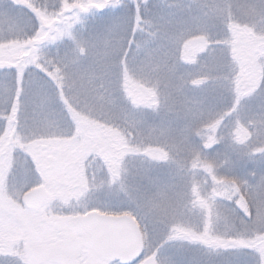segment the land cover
Instances as JSON below:
<instances>
[{
    "label": "snow or ice",
    "instance_id": "obj_1",
    "mask_svg": "<svg viewBox=\"0 0 264 264\" xmlns=\"http://www.w3.org/2000/svg\"><path fill=\"white\" fill-rule=\"evenodd\" d=\"M237 17L250 21L256 51L264 55V0H0V219L14 216L19 234L26 235L36 223L60 226L61 217L80 211L70 202L33 207L25 194L49 180L61 140L68 150L82 140L85 117L74 109L87 97L100 114L94 119L123 120L119 155L142 152L118 159L111 178L103 167L94 173L93 184L106 183L119 195L85 209L102 213L112 227L135 221L140 245L126 264H178L172 256L161 258L170 245L264 264V167L243 178H217L220 165L204 152L227 145L226 162L234 154L237 162L264 163V73L245 77L237 71ZM49 46H56L55 56L47 54ZM114 89L127 102L120 103ZM141 103L182 112V126L144 127L135 111ZM65 113L77 120L74 137L63 131ZM226 121L235 128L228 135L221 131ZM125 130L137 136L125 139ZM181 149L187 157L177 159ZM189 162L213 176L210 192L195 172L182 183L155 174L166 164L187 177ZM62 237L53 233L57 242ZM0 264L31 262L17 246L0 252Z\"/></svg>",
    "mask_w": 264,
    "mask_h": 264
},
{
    "label": "rangeland",
    "instance_id": "obj_2",
    "mask_svg": "<svg viewBox=\"0 0 264 264\" xmlns=\"http://www.w3.org/2000/svg\"><path fill=\"white\" fill-rule=\"evenodd\" d=\"M51 5L54 0H45ZM93 21L88 18L87 24L91 26ZM239 35L236 42V60L237 71L242 76H247L253 72L259 76L264 73L261 62L264 61V55L257 53V41L253 38L257 32L251 31V25H242L239 23L237 29ZM56 46H49L46 52L49 56L56 55ZM254 58V59H253ZM143 87H150L144 84ZM161 92L164 86L161 85ZM138 119L144 122V127L161 125L171 127L173 129L182 126L183 113L178 116L176 113H167L164 110H157L155 107L149 108L143 103L135 110ZM179 111V109H178ZM227 127L222 129L224 135H228V128L234 132L231 122H225ZM80 127L83 132V138L79 143L73 145L71 150L61 147L65 143L61 140L55 151L58 154V166L48 167L49 180L42 184L47 190V198L44 203H52L56 201L60 204L71 203L72 209L80 211L78 214H84L85 209L92 205H103L105 203L101 198L106 196L116 197L119 195L115 188L109 189L105 183L103 188L99 184H93L91 177L94 173H99L101 167L105 169L108 177L113 175L112 168L114 163L120 159H132L142 155L141 153L123 152V156L119 153L123 151L121 136H124V122L117 120L111 123H105L102 120L85 118L81 121ZM132 136H125V139L133 140L137 136V132L128 130ZM197 143H201L198 137H193ZM71 143V141H68ZM135 144H129L128 147H134ZM153 147L155 145H152ZM205 156L208 160L215 159L220 165L216 170L217 178L228 176L245 177L254 168L264 167V163H260L259 158L255 164L248 162H237L238 157L234 154L226 162L225 154L229 152L227 145H214L209 149H205ZM177 159L187 157L185 150L181 149L175 154ZM187 177L177 176L172 168L166 164L160 165L156 169V175L164 182L182 183L185 179L191 181V172H195L196 179L201 186L204 185L205 178L207 181V191H211V185L215 183L213 176L209 175L204 168L197 166L196 169L190 168ZM191 196V193H189ZM203 195V193H201ZM75 215V216H76ZM74 216V217H75ZM74 217H61L60 226L49 224L43 226L36 223L26 235H20L15 224V217L9 215L6 219H0V252L8 249L10 252L15 251V247H19L32 263L30 257L36 256L35 264H56L58 261L76 260L79 264H100L89 255L87 251L79 246V237L73 229ZM220 232H223L226 225L221 222L217 225ZM60 231L63 233L59 242L53 239V233ZM27 250L30 251L27 254ZM199 251L198 246L185 245L181 249L179 245H170L163 249L161 258L172 256L177 260L187 261L195 258Z\"/></svg>",
    "mask_w": 264,
    "mask_h": 264
},
{
    "label": "water",
    "instance_id": "obj_3",
    "mask_svg": "<svg viewBox=\"0 0 264 264\" xmlns=\"http://www.w3.org/2000/svg\"><path fill=\"white\" fill-rule=\"evenodd\" d=\"M46 197V188L39 185L29 190L25 199L33 207L39 208ZM104 220V215L98 211L75 216L73 229L79 236V245L100 260L126 264L140 245L135 221L129 219L112 227L104 224Z\"/></svg>",
    "mask_w": 264,
    "mask_h": 264
},
{
    "label": "clouds",
    "instance_id": "obj_4",
    "mask_svg": "<svg viewBox=\"0 0 264 264\" xmlns=\"http://www.w3.org/2000/svg\"><path fill=\"white\" fill-rule=\"evenodd\" d=\"M236 21L242 25H247L250 23V21L247 18H242V17H237ZM114 91L116 92V97L118 98L120 103L127 102V97L122 93L121 90L114 89ZM93 103L94 101L91 98H87V97L83 98L80 104L78 105V107L74 109V111L79 112L80 116L94 119L100 114L93 112L89 108V105ZM65 116H66V122L63 131L65 133L70 132L71 135L74 137L77 135V131H76L77 120L74 119L71 114L65 113ZM127 135L131 137L132 133L127 131ZM244 215L246 218L248 216V213H245ZM242 259H243L242 256L237 255L235 253H228V252L217 253V252H207L200 250L196 253L195 258L189 259L187 261L178 260V264H192L193 260L198 261V264H240V261Z\"/></svg>",
    "mask_w": 264,
    "mask_h": 264
},
{
    "label": "flooded vegetation",
    "instance_id": "obj_5",
    "mask_svg": "<svg viewBox=\"0 0 264 264\" xmlns=\"http://www.w3.org/2000/svg\"><path fill=\"white\" fill-rule=\"evenodd\" d=\"M29 253H30V251L27 250V254H29ZM89 255L94 259V261H96V262H98L100 264H120L118 261L110 262V261L100 260V259L94 257L93 255H91L90 253H89ZM164 257H165V254H164ZM30 259H31L32 263H34V264L37 263L35 255H32L30 257Z\"/></svg>",
    "mask_w": 264,
    "mask_h": 264
}]
</instances>
